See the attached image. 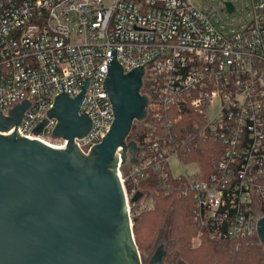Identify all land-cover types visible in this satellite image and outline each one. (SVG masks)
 Returning a JSON list of instances; mask_svg holds the SVG:
<instances>
[{"label": "built area", "instance_id": "2783aa9c", "mask_svg": "<svg viewBox=\"0 0 264 264\" xmlns=\"http://www.w3.org/2000/svg\"><path fill=\"white\" fill-rule=\"evenodd\" d=\"M112 50L123 73L143 65L140 92L148 102L130 139L140 147L138 162L130 164L127 153L117 168L129 217L134 207L154 205L141 189L153 178L159 190L192 204L193 247L257 239L264 217V0H0V112L27 100L17 134L63 146L51 136L56 120L47 112L55 96L75 98L88 79L79 115L87 114L91 129L74 140L87 154L113 120L102 86ZM171 158L188 172L171 175Z\"/></svg>", "mask_w": 264, "mask_h": 264}, {"label": "water", "instance_id": "95a60500", "mask_svg": "<svg viewBox=\"0 0 264 264\" xmlns=\"http://www.w3.org/2000/svg\"><path fill=\"white\" fill-rule=\"evenodd\" d=\"M106 74L102 86L113 120L87 154L74 140L91 129L87 114L79 115L88 79L75 98L55 96L47 112L56 120L51 136L63 139V146L17 134L30 107L27 100L6 116L0 112V264H143L117 172L128 152L130 164L138 162L140 147L128 138L133 124L146 118L148 102L140 92L143 65L123 73L112 50ZM141 197L137 193L130 203ZM256 231L264 252V217ZM165 256L158 245L148 263L163 264Z\"/></svg>", "mask_w": 264, "mask_h": 264}, {"label": "rangeland", "instance_id": "374dc122", "mask_svg": "<svg viewBox=\"0 0 264 264\" xmlns=\"http://www.w3.org/2000/svg\"><path fill=\"white\" fill-rule=\"evenodd\" d=\"M103 2L105 5H111L113 0H103ZM136 134H138V132H136ZM169 167L171 175L175 177L179 176L183 170L188 172V169L185 168L186 166L180 165L174 158L170 159ZM177 203V201L173 203L172 200H170L167 202L165 209H163V206H159L156 209V205H153L150 209H143L140 206L134 207L131 211L130 219L132 220V227L136 224V231L133 234L141 257V262L143 264H149L148 261L155 253L156 247L162 245V248L166 251V256L162 261L163 264H177V262L178 264H224L223 261H217V254L211 250L210 246L202 245L203 242L199 247H193L192 240L194 236H192V233L194 232L192 231V233H190L191 230L188 224H186L184 218L180 216L181 207ZM163 210H166V212L162 213ZM151 228H154L153 231H151ZM180 237H182V239L178 242ZM172 240L175 242L177 241V245L174 249L169 247ZM185 243L187 247L191 248H189V251L187 249H185V251L181 249ZM176 250L181 252V256L170 262L171 256ZM171 252L172 254L170 255ZM176 260L178 261L175 262ZM261 260L263 264V248Z\"/></svg>", "mask_w": 264, "mask_h": 264}, {"label": "trees", "instance_id": "16d2710c", "mask_svg": "<svg viewBox=\"0 0 264 264\" xmlns=\"http://www.w3.org/2000/svg\"><path fill=\"white\" fill-rule=\"evenodd\" d=\"M139 130V124L134 123L131 128V134L136 133ZM202 156L197 157H188V159H200ZM141 189L144 190L146 195H149L153 199V204L156 205V209L160 206H163V209L166 208L167 202L172 200L174 203L177 201L181 207L180 209V216L184 218V221L186 224H188V227L190 228L189 232L192 233V236H195V228L190 218V211L192 204L187 199H182L177 191H170L168 194H166L164 191L159 190L157 186L155 185V180L153 178L149 181H145L141 185ZM163 204V205H161ZM166 210L162 213H165ZM154 228H151V231H153ZM136 231V224L132 227V234ZM182 237L178 240L181 241ZM135 241V239H134ZM136 244V243H135ZM177 245V241H171V244L169 245L170 248L174 249V247ZM202 245L210 246L211 250L214 251L217 254V261H223L224 264H262L261 263V254H262V246L259 244L258 240L256 238L243 240L238 242L237 244H233L231 242H221V241H211V240H204ZM137 247V246H136ZM181 247V246H180ZM190 247L186 246V243L184 246L181 247L185 251L187 249L189 251ZM191 249V248H190ZM172 252L170 253V255ZM181 256V252L179 250H176L173 252V255L171 256L170 262H172L174 259H178V257ZM170 257V256H169ZM220 259V260H219ZM176 260L175 262H177ZM178 264V262H177Z\"/></svg>", "mask_w": 264, "mask_h": 264}, {"label": "flooded vegetation", "instance_id": "af4514ba", "mask_svg": "<svg viewBox=\"0 0 264 264\" xmlns=\"http://www.w3.org/2000/svg\"><path fill=\"white\" fill-rule=\"evenodd\" d=\"M131 138H132V134H130V136H129L128 140H129V139H131ZM128 153H129V152H128Z\"/></svg>", "mask_w": 264, "mask_h": 264}]
</instances>
